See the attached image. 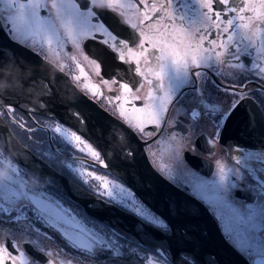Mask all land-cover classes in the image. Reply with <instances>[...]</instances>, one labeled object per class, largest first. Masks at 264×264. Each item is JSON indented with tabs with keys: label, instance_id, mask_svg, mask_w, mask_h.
I'll return each mask as SVG.
<instances>
[{
	"label": "snow or ice",
	"instance_id": "6c2138e0",
	"mask_svg": "<svg viewBox=\"0 0 264 264\" xmlns=\"http://www.w3.org/2000/svg\"><path fill=\"white\" fill-rule=\"evenodd\" d=\"M171 3L172 0H167L157 6V2L150 0H88L85 10H82L77 0H0V28L8 30L10 34L41 37L49 52L56 57H59L60 49L65 47V42L80 49L85 40L97 41L104 49L113 53L114 59L121 64L134 65L129 71L144 78L149 85H153L155 81L147 95L140 97L133 92V86L128 82L103 79L102 64L95 59L90 61L95 66L96 75L101 77V83L110 88L111 85H116L123 91L125 101L129 95L135 100L145 101L142 106L131 109L119 104V115L128 127L148 136L152 133H145L146 124L160 127L164 122L165 126L174 127L172 121H164V115L168 111L167 105L175 103L180 114L194 122L195 127L199 128L207 120L213 131L206 137V142L214 151L237 111L251 97L246 91L247 83L235 85L210 81L209 72L202 69L211 70L212 75L220 76L219 65L227 63L237 69L239 76L245 80L257 82L260 95L264 97V27L257 28L253 23L259 21L264 26V12L260 11L264 9V0H195L201 10V23L204 24L203 28L195 29L175 23L176 17L169 10ZM93 9L117 13L122 18L120 23L134 31L127 39L121 38L100 22L97 11ZM42 10H46L48 15H41ZM158 12H163L171 22L161 25V17L154 25H145V21L151 20ZM249 12L253 15L245 16ZM180 19L183 20L184 17L180 16ZM238 21L241 23H237ZM234 26L243 30L239 41L237 33L232 31ZM145 28L154 30L157 35L150 36ZM136 32L139 33L138 36ZM224 34H227L226 39ZM257 40L259 43H256ZM145 43L151 45V51L145 47ZM225 54L231 59L221 60ZM84 58L88 59L87 56ZM246 58L251 59L249 61ZM70 59L75 60L76 57L71 56ZM13 70L12 63L0 61V81H3L6 71ZM201 80L205 85L211 82L217 91H224L232 96L228 107H223L210 93L202 90ZM14 83L9 80V87L14 86ZM86 87L94 95L101 94L97 85L89 84ZM140 87L143 85L137 87V92ZM115 99L119 100L121 97ZM14 111L10 105L5 109L0 100V118ZM75 115L81 125L78 131H83L84 119L78 113ZM246 118L249 131L264 128V101L257 104L255 109L249 108ZM48 127L53 133V141L58 140L59 143L104 163L100 153L82 135H78L77 131H71L62 124ZM171 139L177 140V137L172 135ZM171 150L173 158L179 161L184 145L177 142ZM190 151L196 152L194 143ZM236 151L238 155L234 157V162L239 168H226L219 164L216 179L212 181L196 177L191 180L180 178L176 182L177 177L172 173L168 178L177 187L187 185L192 190V195L208 207L220 223L226 241L247 264H264V149ZM104 166L107 167L106 164ZM66 167L76 172L85 184L88 183V178L96 180L98 183L90 187L97 190V195L104 198V203L135 218L138 229L145 234L151 230L161 237L171 235L172 228L167 218L153 210L131 188L109 181L94 172H86L83 168H73L71 164ZM4 170L7 171V176L0 179V264H41V260L33 253L51 257L52 253L39 243L38 238L46 236V233L41 232V227L60 233L69 246L82 254L92 255L98 252L100 255L116 257L135 256L139 264H199L194 255L184 251L173 253L166 247L161 251L160 246H157L151 254H147L142 245L129 234L93 217L73 213L70 207H66L65 194L60 191L59 186L48 182L50 188L47 190L34 187L39 180L45 178L41 176L26 179L16 164L0 150V171ZM237 192L242 195L237 196ZM4 224L9 227H3ZM37 224L41 227H37ZM32 233H35L37 239L26 238ZM130 243L136 246L128 248ZM24 245L29 248L26 249ZM141 252L145 254L141 256ZM45 264H52V261L48 259ZM67 264H71V261ZM114 264H119V260Z\"/></svg>",
	"mask_w": 264,
	"mask_h": 264
},
{
	"label": "flooded vegetation",
	"instance_id": "af4514ba",
	"mask_svg": "<svg viewBox=\"0 0 264 264\" xmlns=\"http://www.w3.org/2000/svg\"><path fill=\"white\" fill-rule=\"evenodd\" d=\"M150 2H157V6H159V3H166L167 0H150ZM77 3L81 5L82 10H85V5L88 3V0H77ZM214 7L218 8L219 6L214 5ZM93 10L97 11L100 22L104 23L106 27H109V29L113 31L114 34H118L121 38L127 39L134 31L129 26L120 23L122 18L119 17L117 13L112 12L111 10ZM169 10L175 15L176 24H183L185 28L189 29L204 27V24L201 23V10L195 3V0H172ZM141 11H143V7H141ZM260 11L264 12V9H260ZM41 15L46 16L48 13L46 10H42ZM233 15L235 14H229V16ZM180 16H183L184 19L181 20ZM161 17H163V19H161ZM158 19H161V25H167L171 22L168 17L164 16L163 12H158L152 16L151 20L145 21V25H154ZM93 22L95 23L96 21L94 20ZM135 22L139 23V21ZM237 23L241 22L238 21ZM143 26L144 25H141V27ZM255 27L260 28L264 26H262L259 21H256ZM145 30L148 31L150 36L157 35L154 30H149L147 28H145ZM161 30H163L162 27ZM232 31L237 33L236 38L239 41L243 30L234 26ZM0 35L2 41L6 40L11 42L16 45L18 49H25L27 54H29L28 52L34 53L49 63L51 66L58 69L69 79L71 84L80 93H82L87 99L94 103V106L97 109H100L103 113L127 127L128 125L119 115V104H124L126 109H131L134 106H142L145 101L143 99L135 100L133 99L132 95H129L127 101H125L123 98V91L118 89L116 85H111L110 88L108 85L101 83V77L96 75L95 66L91 64L90 61L95 59L97 62L102 64L103 79H115L120 83L128 82L133 86V92L140 97H145L148 91L154 87L155 84L154 81L153 85H149L147 81L144 80V78L136 75L132 71H129V69L134 67V65L121 64L119 61L114 59L113 53L107 51L104 49L103 45H100L97 41H93L91 39L83 41L80 49H76L71 45V43L65 42V47L60 49L59 57H56L49 52L46 43H44L39 36L34 37L31 35L26 36L22 34H10L8 30L3 28H0ZM136 35L138 36L139 33L136 32ZM224 35L226 39L227 34ZM244 43L246 44L247 41H244ZM256 43H259V40H257ZM42 44L43 47L41 46ZM130 46H132L131 43ZM145 47L151 51L150 44L145 43ZM2 49L3 46L0 45V52H3ZM137 50L139 51V49ZM7 56L12 59L17 58L13 50H9ZM71 56H75L76 59H70ZM85 56H87L88 59H85ZM230 59L231 58L227 54L221 57V60L224 61ZM250 59L251 58H246V60L249 61ZM0 61H6L5 57L0 55ZM141 67L143 68V64ZM81 69L83 72H81ZM117 69H119V71H117ZM219 69L221 73L220 76L212 75L211 70L202 69V71L209 72L210 81H223L225 84L230 82L235 85H239L241 83L248 84L246 91L248 92L251 99L245 101L244 106L238 110L239 113L236 117V120L239 129L237 130L238 133L236 137L231 134L228 135V130L226 129L222 133V138L216 144L215 150L213 151L211 149V145L206 142V137H209L213 131L211 125L207 122V120H205L200 124L199 128L195 127L194 122L190 121L187 116L180 114L179 108L175 105V103L167 105L168 111L164 115V121H172L174 123V127L165 126L164 122L161 123L160 127H156L153 124H146L145 133H152L151 136L141 134L128 127L138 139V141L136 140V148L139 149L142 154H145L152 168L161 177H163L175 187H177L176 183L168 178L170 173L176 175V182H179L180 178L191 180L196 177L212 181L216 179L219 164L225 165L226 168H239V165H236L234 162V157L238 155V152L236 151L237 149H262L250 146L256 138L258 139L259 128L254 132L249 131L246 118V112L249 108L255 109L257 104L264 101V97H261L260 95L259 85L254 80H245L242 76H239L237 69L231 67L227 63H221L219 65ZM245 75L248 74L246 73ZM76 77H79V79H76ZM89 84L97 85L101 94L94 95L92 91H89V89L86 87V85ZM139 85H143V87H140L139 91L137 92L136 89ZM200 88L210 93L211 96L217 99L223 107H228L231 100L233 99L232 96L226 94L224 91H217L211 82L205 85L203 80H201ZM118 96L121 97V99H115V97ZM110 100L111 102H109ZM3 103L5 105V109L10 105L5 102ZM10 106L13 107L15 111L10 115L5 114L1 120L7 126L14 138L21 144L26 153L30 154L31 159H36L42 163L44 162L63 177L86 191L89 195L101 201H104V198L99 197L97 195V190L90 187V185H95L98 182L92 178H88V183H83L81 177L76 172L68 169L66 165L71 164L73 168H83L86 172H94L96 175L105 177L109 181H115L128 187L123 181L106 170L107 167L104 166L106 164L104 162V155L101 151V149H106L103 145V142H106L105 139L117 141L118 145H126L128 143L127 147L131 149V142H133L131 141L132 138L130 137V140L126 139L125 134L116 126L112 127L111 125L104 124L99 126L103 128L102 130H99L98 139H100L101 142L99 147L93 145L82 135L87 143L91 144L92 147L100 153L101 160L104 162L101 164L99 161L94 160L90 155H86L84 152H80L75 148L61 144L58 142V140L53 141L51 139L53 133L51 128L48 126L62 124L71 131H76L73 128L67 126L59 120H55L50 116L37 111L36 108H32L30 105L22 108L13 105ZM192 106H194V102ZM78 114L80 117H82L80 113ZM21 124L24 126H20ZM77 134L81 135L79 132H77ZM172 135H175L177 140H172ZM177 142H180L184 145V150L181 152L179 161L173 158L171 150L173 147H175ZM193 143L196 146L195 153L190 151ZM133 144L135 145L134 142ZM0 150H3L5 156L10 161H12V163L16 164V166L21 170V174L24 175L26 179L29 177H41L29 171L17 161H15L9 153V151L11 152L14 150L8 148L3 143L1 138ZM48 182L53 181L45 178L44 180H39L38 183L33 186L47 190L50 188ZM55 184L58 186L57 183ZM177 188L196 198L194 195H192V190L187 185L182 188ZM209 195H211V193H209ZM236 195L240 196L242 193L237 192ZM202 204L208 209L204 203ZM65 205L66 207H70L73 213L80 214L81 216L91 217L85 212L83 207L73 202L66 195ZM210 213L217 221L213 213ZM217 223L221 228L220 223L218 221ZM36 226L41 227L39 224ZM3 227L7 228L9 225L4 224ZM13 228L15 230V226H13ZM41 232L46 233V236H40L38 238L40 245L45 248L46 251H50L52 253L51 257L33 253V255H37L41 260V264H45V261L48 259L52 261V264H67L68 261H71V264H114V262L117 260H119V264H139V261L135 256L129 257L125 255L122 257H116L107 254L100 255L98 252H95L92 255L82 254L77 249L69 246L68 242L62 237L60 233L45 227H41ZM26 238L37 239V236L35 233H32L27 235ZM135 246L136 245L134 243H130L127 247L133 248ZM24 247L26 249L29 248L28 245H24ZM143 249L147 254L152 253V251L148 248L143 247ZM145 252H141L140 255H144Z\"/></svg>",
	"mask_w": 264,
	"mask_h": 264
},
{
	"label": "water",
	"instance_id": "95a60500",
	"mask_svg": "<svg viewBox=\"0 0 264 264\" xmlns=\"http://www.w3.org/2000/svg\"><path fill=\"white\" fill-rule=\"evenodd\" d=\"M0 45L3 46L0 55L14 66L10 77L2 78L6 81V86L0 87V99L20 108L30 105L73 128L97 147L101 145L98 136L99 130L103 129L99 126L103 124L116 126L125 134L126 139L130 140L131 137V141L135 143L134 145L131 142V149L127 147L128 143L118 145L117 141L105 139L103 145L106 149L101 151L107 165L106 170L136 192L158 214L167 218L172 233L161 237L159 233L148 230L145 234L138 229V222L132 216L125 215L116 207L89 195L44 162L31 159L30 154L26 153L0 118V138L8 148L14 150L9 153L15 161L29 171L57 183L60 191L83 207L89 216L129 234L151 251L157 246H160L161 251L165 247L173 253L184 251L194 255L199 264H247L226 241L209 210L199 200L173 186L152 168L145 154L136 148L138 139L127 126L97 109L63 73L38 55L31 52L27 54L25 49H18L13 43L2 41L1 37ZM9 50H13L17 58L7 56ZM9 80L15 82L14 86L9 87ZM77 113L84 119L83 131H78L81 125L75 115ZM238 113L237 111L227 127V134L234 137L239 129L236 120ZM258 131V139L256 138L250 146L264 149V128H259Z\"/></svg>",
	"mask_w": 264,
	"mask_h": 264
},
{
	"label": "clouds",
	"instance_id": "9594fccd",
	"mask_svg": "<svg viewBox=\"0 0 264 264\" xmlns=\"http://www.w3.org/2000/svg\"><path fill=\"white\" fill-rule=\"evenodd\" d=\"M11 73H12V71H6L5 72V77H7ZM4 86H6V81H0V87H4ZM6 176H7V171L6 170L0 171V179H4V178H6Z\"/></svg>",
	"mask_w": 264,
	"mask_h": 264
},
{
	"label": "rangeland",
	"instance_id": "374dc122",
	"mask_svg": "<svg viewBox=\"0 0 264 264\" xmlns=\"http://www.w3.org/2000/svg\"><path fill=\"white\" fill-rule=\"evenodd\" d=\"M250 15H253V13H245V16H250ZM245 23L247 22V21H244ZM254 23V26L256 25V21H254L253 22ZM257 259H259V257H257Z\"/></svg>",
	"mask_w": 264,
	"mask_h": 264
}]
</instances>
